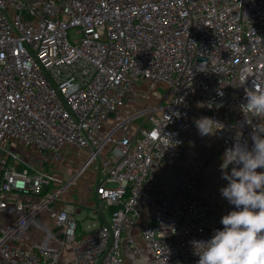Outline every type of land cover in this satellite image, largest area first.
<instances>
[{"label":"built area","instance_id":"1","mask_svg":"<svg viewBox=\"0 0 264 264\" xmlns=\"http://www.w3.org/2000/svg\"><path fill=\"white\" fill-rule=\"evenodd\" d=\"M139 82L147 105L127 112ZM250 90H264V0H0V252L65 264L71 245L76 264H127L149 211L154 264H197L191 242L234 206L183 172L167 192L158 171L202 116L221 124L219 165L237 142L250 149ZM83 178L93 200L74 196ZM86 207L99 226L80 223Z\"/></svg>","mask_w":264,"mask_h":264},{"label":"clouds","instance_id":"2","mask_svg":"<svg viewBox=\"0 0 264 264\" xmlns=\"http://www.w3.org/2000/svg\"><path fill=\"white\" fill-rule=\"evenodd\" d=\"M246 101L244 107L260 121L250 133L252 147L237 142L220 165L228 181L220 192L235 210L221 217L223 227L211 239L191 242L197 264H264V90L247 91ZM194 123L202 137L221 129L211 117Z\"/></svg>","mask_w":264,"mask_h":264},{"label":"crops","instance_id":"3","mask_svg":"<svg viewBox=\"0 0 264 264\" xmlns=\"http://www.w3.org/2000/svg\"><path fill=\"white\" fill-rule=\"evenodd\" d=\"M145 85V84H144ZM140 85L137 83L134 87V90L128 95V101L131 102L133 104V102H135L136 98H137V94L139 93V90L137 89ZM130 110H134L133 108H129L128 111ZM126 112V113H127ZM141 118V117H140ZM140 122V121H139ZM132 126H135L132 125ZM199 132L198 129L195 126V123H193V125L191 126L189 132H188V142L187 145L189 144V141H192V139L194 138V136H198ZM212 139V146H214V151H215V160H216V156L219 153V143L216 140L215 135L211 136ZM187 145L184 149V151L182 152V154L175 160L172 161H177L176 163H173L172 165L169 164L172 161H169L168 163L163 164L159 171H158V178L161 181L162 185L164 186V188L166 189L167 192H169V190L171 189L172 185L167 188L164 184H166V180H168V178L171 176H175L178 172H183L188 178L190 179H199L200 181V185L202 188V178L199 176L203 166H202V162L200 161H190L191 155L189 156L190 151L187 148ZM189 148V147H188ZM217 162V161H216ZM218 164V162H217ZM218 166L220 167V165L218 164ZM221 170V168H220ZM93 169H89V176L93 175ZM192 172H194L195 174L193 175ZM88 179V178H87ZM173 179V182H174ZM83 181L85 179H82ZM81 180V181H82ZM170 180V179H169ZM226 186V180L224 179V187ZM217 190V189H216ZM203 191V190H202ZM203 193L210 198L211 200H215L217 201V203H219L220 207L222 209H225L227 206V200L221 196L219 197V193L220 189L218 188L217 193L216 194H209L207 195L205 191H203ZM82 199V198H81ZM150 215V212H146L141 220H140V226L139 228L135 229V233H136V241L138 242V244L140 245V254H134L132 248L130 247V245L126 242L123 243L122 245V250H123V254L125 256L126 259V263L127 264H154L153 262V253L151 250L150 245L144 240L142 239V237L140 236L141 233V229H143L145 226H147V222H148V217ZM1 217V214H0ZM83 224V221L80 222ZM55 231L57 232V238H62L63 234L62 231L60 230V228H55ZM32 239L38 240L41 238V235L39 236V233H37L35 236H31ZM51 245H56L57 244V239L51 240L49 242ZM63 260L65 262V264H76L73 261V257H74V252H73V248L71 245H67L65 246V248L63 249ZM0 264H11L9 263L3 256V254L0 252Z\"/></svg>","mask_w":264,"mask_h":264},{"label":"rangeland","instance_id":"4","mask_svg":"<svg viewBox=\"0 0 264 264\" xmlns=\"http://www.w3.org/2000/svg\"><path fill=\"white\" fill-rule=\"evenodd\" d=\"M73 36V33H72ZM140 86L137 88L139 90V93L137 94L138 97L135 100V103L130 108L133 109H142L145 108L147 105L148 98L145 96V93H147L148 89H152L153 86L147 85L146 83L139 82ZM145 84V85H144ZM157 90L159 92L163 91L162 88L157 87ZM126 113V112H125ZM144 114V112H142ZM145 115H142L141 118L136 119L133 124L139 123V121L144 120ZM212 139L211 136H194L192 141H189V144L187 145V148L191 155L190 161H200L202 162V166L204 169H202L200 173V177L202 178V190L206 192L207 195L216 194L218 188L221 189L224 187V179L222 178V172L220 170V167L218 166L215 158H214V146L211 144ZM189 147V148H188ZM177 161H172L169 164L176 163ZM168 163V162H166ZM194 175L195 173L192 172ZM85 179L84 181L79 180L74 182V186L72 187V190L74 191L75 198H82L83 201H90L93 200L95 195V186L94 182L95 179ZM170 179V180H169ZM173 177H169L168 180H166V184H164L167 188H169L173 183ZM217 189V190H216ZM221 193H219V197H221ZM109 218V215L106 214ZM81 218H84L83 223L85 226L88 227H97L100 224V219L96 215L93 214V211L91 208L86 207L84 212L80 215ZM1 219V217H0ZM93 221V222H89ZM1 223V220H0Z\"/></svg>","mask_w":264,"mask_h":264}]
</instances>
